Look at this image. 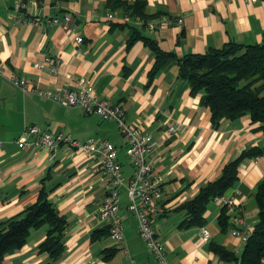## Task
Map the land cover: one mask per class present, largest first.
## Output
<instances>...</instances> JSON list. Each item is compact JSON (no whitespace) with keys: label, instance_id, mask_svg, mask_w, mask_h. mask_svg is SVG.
Listing matches in <instances>:
<instances>
[{"label":"crops","instance_id":"obj_1","mask_svg":"<svg viewBox=\"0 0 264 264\" xmlns=\"http://www.w3.org/2000/svg\"><path fill=\"white\" fill-rule=\"evenodd\" d=\"M0 0V224L20 214L38 199L43 183L60 215L67 219L62 255L52 258L40 243L48 225L32 228L26 243L9 253L2 264H159L139 236L137 216L123 196L125 248L120 247L100 216L106 198V178L96 171L98 161L60 144L47 148H22L18 138L29 125L44 131L62 132L79 140L106 138L119 149L125 175L133 171L126 152L127 140L115 121L81 107L64 106L38 90L76 87L80 81L93 87L97 96L122 107L127 120L151 136L156 144L148 159L163 178L164 211L155 215L156 237L165 244L170 264H239L212 248L221 246L241 257L246 242L234 236L233 225L223 229L222 211L212 199L204 214L211 233L205 240L202 226L182 227L186 212L180 207L200 188L220 176L225 164L252 146L264 148V133L249 114L212 122L211 109L202 92L192 93L179 74L177 57L204 53L229 41L253 44L264 41V2L244 0H142L145 12L182 17L181 24H161L147 30L127 13L123 2L135 0H22L24 18L13 17L14 4ZM114 18L108 17V12ZM72 14L84 41L60 24L35 25L27 16ZM147 39L175 57L166 59L156 72V53ZM48 58L55 59L56 64ZM27 79L31 90L22 92L9 80ZM29 139H32L29 136ZM264 180V154L246 158L238 180L227 189L235 196L227 213L251 229L259 221L257 185ZM236 191L238 193L236 194ZM108 252L109 255H108ZM264 264V258H263Z\"/></svg>","mask_w":264,"mask_h":264},{"label":"trees","instance_id":"obj_2","mask_svg":"<svg viewBox=\"0 0 264 264\" xmlns=\"http://www.w3.org/2000/svg\"><path fill=\"white\" fill-rule=\"evenodd\" d=\"M127 13L139 16L143 25L155 18L145 12L146 3L135 0L123 2ZM156 53V72L163 62L176 55L165 51L152 40L147 39ZM179 74L190 85L191 92H202V102L212 112V122L218 126L222 119H237L249 114L256 129L264 133V41L243 43L229 41L221 47H212L204 53H188L177 57ZM50 99V98H49ZM52 100V99H51ZM54 101V100H53ZM264 154L261 146H252L242 151L235 159L227 162L222 173L209 181L200 191L180 207L186 212L182 227L202 226L208 203L216 196L224 195L238 180L239 166L246 158H257ZM51 189L42 184L38 199L20 214L0 224V264L9 253L20 249L27 241L32 228L48 225L46 237L40 243L54 259L60 257L65 247L67 219L56 210L51 198ZM256 201L260 206L259 221L246 241L241 257L217 245L212 248L225 259L239 264H263L264 258V180L257 185ZM225 229L230 225L226 207H222L218 218ZM110 232V226H108ZM110 252H108L109 255Z\"/></svg>","mask_w":264,"mask_h":264},{"label":"built area","instance_id":"obj_3","mask_svg":"<svg viewBox=\"0 0 264 264\" xmlns=\"http://www.w3.org/2000/svg\"><path fill=\"white\" fill-rule=\"evenodd\" d=\"M245 2H255L264 0H244ZM24 1H17L14 4L16 21L20 22L24 16L21 10L26 8ZM109 18H114L113 12H108ZM30 23L35 25L60 24L66 29L75 32V42L77 45L84 41L83 35L79 32V25L75 22L72 14L62 16L40 17L37 15L25 17ZM137 20L142 24L144 21L138 16ZM181 24L182 17H170L161 15L157 19L149 20L145 23L147 30H154L161 24ZM48 60L56 64L55 59ZM9 80L22 92L31 90L25 78L11 75ZM38 94L50 98L64 106L81 107L86 113H97L103 119L115 121L119 130L125 136L127 142L126 152L131 158L133 171L130 175H125L122 163L119 159V149L110 140L100 137H89L86 140L66 135L62 132L53 133L44 131L37 125H29L17 142L22 148H47L56 151L63 142L68 143L72 148L87 154L98 161L96 171L106 178V198L100 207V216L110 226V234L118 242L120 247L125 248L124 216L120 212L123 200L122 189L125 190L127 209L134 213L139 221V236L144 242L147 250L155 257L159 264H170L165 251V244L156 237L153 226L155 215L164 211L160 204L163 198V178L154 171V167L148 159L156 141L147 135L142 129L128 122L125 110L119 105H113L100 99L94 92L92 86L80 81L74 87H63L60 89L38 90ZM29 136L32 139H29ZM238 191H236V194ZM222 207L230 210L235 203V196L220 195L214 198ZM229 215V213H227ZM229 221L233 225L232 234L247 241L252 234V229L247 226L241 228L242 220L229 215ZM201 233L205 240L211 237L210 230L202 226ZM88 264H96L95 259H91ZM132 264H141L133 260Z\"/></svg>","mask_w":264,"mask_h":264},{"label":"rangeland","instance_id":"obj_4","mask_svg":"<svg viewBox=\"0 0 264 264\" xmlns=\"http://www.w3.org/2000/svg\"><path fill=\"white\" fill-rule=\"evenodd\" d=\"M122 195H123V196L125 195V190H124V189H122Z\"/></svg>","mask_w":264,"mask_h":264}]
</instances>
